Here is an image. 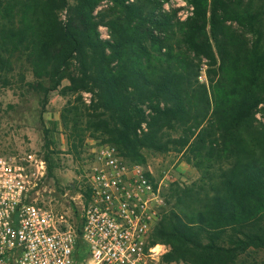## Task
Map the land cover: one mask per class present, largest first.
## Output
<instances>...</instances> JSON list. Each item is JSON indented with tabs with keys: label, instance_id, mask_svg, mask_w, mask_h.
<instances>
[{
	"label": "trees",
	"instance_id": "obj_1",
	"mask_svg": "<svg viewBox=\"0 0 264 264\" xmlns=\"http://www.w3.org/2000/svg\"><path fill=\"white\" fill-rule=\"evenodd\" d=\"M165 1L0 0V71L25 63L44 94L65 79L64 93H89L74 149L86 131L130 162L145 165L144 150L180 153L199 178L170 190L152 231L170 247L162 261L237 264L264 250L263 12L186 0L180 19Z\"/></svg>",
	"mask_w": 264,
	"mask_h": 264
},
{
	"label": "built area",
	"instance_id": "obj_2",
	"mask_svg": "<svg viewBox=\"0 0 264 264\" xmlns=\"http://www.w3.org/2000/svg\"><path fill=\"white\" fill-rule=\"evenodd\" d=\"M44 169L43 160L33 168L0 155V264L162 261L170 247L153 242L152 231L165 197L149 168L128 161L109 143L93 150L78 220L31 198Z\"/></svg>",
	"mask_w": 264,
	"mask_h": 264
},
{
	"label": "rangeland",
	"instance_id": "obj_3",
	"mask_svg": "<svg viewBox=\"0 0 264 264\" xmlns=\"http://www.w3.org/2000/svg\"><path fill=\"white\" fill-rule=\"evenodd\" d=\"M250 3L263 12L264 31V0H243L244 5ZM105 6L102 3L99 8ZM163 6L166 10L176 9L180 19H185L191 11L186 0H166ZM99 30L102 37L109 36L106 26H100ZM248 37L252 39L251 35ZM205 67L203 64L199 77L201 81L206 79ZM21 75L24 79H21ZM32 80L25 63L19 64L7 75L0 71V155L14 156L33 168L43 160L45 169L38 175L31 198L55 211L67 212L78 220L86 203L85 187L91 153L104 143L103 137L91 136L84 131L81 146L74 149L84 127L79 112L84 105H88L89 93H80V101L77 94L64 93L62 87L68 84L65 79L57 90L44 94L42 90L28 85ZM55 121L58 124L53 128L52 122ZM255 125L264 132V102L259 104L256 111ZM143 152L146 156L145 167L161 184V192L166 198L164 212L174 202L169 197L171 188L190 184L199 178V173L180 153ZM49 162L53 165V176L47 175ZM39 169L42 168L39 166ZM159 264L188 263L161 261ZM237 264H264V250L248 249L238 257Z\"/></svg>",
	"mask_w": 264,
	"mask_h": 264
}]
</instances>
